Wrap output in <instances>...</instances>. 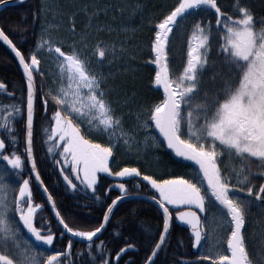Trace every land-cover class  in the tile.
<instances>
[{"label": "snow or ice", "instance_id": "obj_1", "mask_svg": "<svg viewBox=\"0 0 264 264\" xmlns=\"http://www.w3.org/2000/svg\"><path fill=\"white\" fill-rule=\"evenodd\" d=\"M10 6L12 0H0V7ZM123 11L119 0H82L68 16L67 36L57 35L59 22L45 21L25 50L0 26V42L22 75L20 87L8 93L13 103L0 109V264H75L69 259L74 241L86 243L91 264H111L104 243L95 241L118 205L130 200L153 204L159 213L161 229L146 264H156L174 223L188 231L193 256L177 264H253L244 231L252 207L264 209V15L247 0H233L227 10L218 0H175L153 24L146 62L159 97L142 103L135 88L119 92L109 84L112 71H103L128 49L99 39L100 32L117 30L99 21ZM50 12L51 5H42L33 21ZM57 16L63 19L58 7ZM185 32L181 69L174 71L172 38ZM133 58L127 57L129 64ZM37 100L48 120L42 143L64 188L105 209L96 227L70 226L41 178L34 150ZM161 149L185 171L153 168ZM104 178L115 183L98 194ZM34 183L56 231L39 215L45 207L34 200ZM113 190L119 193L114 199ZM66 237L65 249H56L54 242ZM130 250L134 245L120 248L117 264Z\"/></svg>", "mask_w": 264, "mask_h": 264}, {"label": "trees", "instance_id": "obj_2", "mask_svg": "<svg viewBox=\"0 0 264 264\" xmlns=\"http://www.w3.org/2000/svg\"><path fill=\"white\" fill-rule=\"evenodd\" d=\"M67 1L68 0H60L66 11V16L60 21L61 35L59 36L68 35V16L74 11V6L82 2V0H73L74 3L67 6ZM232 2L233 0H218V3H220L225 10L231 7ZM174 3L175 0H121V5L124 9L123 14L120 17L119 23H117V27L112 25L113 28L117 30L111 33L103 31L98 34L99 39L110 43L115 38L113 35L115 36L117 31L120 30V42L125 45L128 37L132 36V39L129 41L131 45H133L132 57H134L133 63L135 71L114 74V79H111V81L115 82L117 88H122V92L125 89L131 90L135 88L139 97L154 100L158 99L159 93L155 92L151 87V77L154 75L153 66L146 62L149 60V46L154 34L153 24L161 17V14ZM247 3L257 15H264V0H247ZM42 4L43 0H25L23 4L15 3L0 11V26L4 27L6 33L13 42L17 43L18 46H22V50L28 49L33 45L35 39L34 33L39 32L42 15L39 20L34 22L33 14L37 9L41 8ZM137 5H139V9L133 12V9L136 8ZM108 17H111V13ZM110 19L111 18L104 22H106L107 25H111L112 19ZM76 20L77 23L82 26L85 22V17L80 15L76 17ZM123 28L129 30L125 32L122 30ZM24 29H27V32H25ZM186 37L187 32L177 34L172 38L171 54L173 59L171 63L174 71H179L181 69V58L186 51ZM95 39L96 37H93V40ZM134 41H136V43H134ZM209 75L210 73L205 75V81H207ZM0 83L6 85V92L0 90V109H2L4 106L13 103L8 93L20 87L22 75L13 55L1 43ZM206 86L211 87L210 85ZM48 87L49 86L46 84L44 88L45 92L48 91ZM196 99L198 100V98ZM36 112L34 150L37 156L41 178L52 193L57 208L70 223V226L77 228H92L98 226L102 221V214L105 209L101 208L99 203L93 205L90 198H85L80 194H73L64 188L54 166L53 158L46 154V145L42 143L44 139L42 128L47 126L48 120L44 116L39 100H37ZM49 115H51V105L49 106ZM175 167L178 168V166ZM253 170L258 171L256 168H253ZM110 181L111 179L109 178L102 179L98 194L107 191ZM33 188L34 195L38 200L37 203H41L45 207V210L39 215L45 217L46 220L52 224L53 231H56L58 225L52 217L45 199L39 189L36 188L35 183L33 184ZM130 190H134L132 189V182L130 183ZM143 193L151 195L147 188L143 189ZM109 195L114 199L118 194L113 190ZM106 203H111V199H107ZM85 205H92V207H86ZM250 217L251 218L248 219V222H250L249 230L251 233H255V231L252 230V226L255 225L257 221H261L262 218V221H264V213L260 207L254 205L251 209ZM160 229L161 221L155 205L143 200H130L118 205L105 231L95 242L97 244L101 241L104 243L106 249L105 255L110 259L111 264H117L116 254L119 252L120 248L125 247L126 244L134 245V250H130L121 255L118 264H144L147 256L151 254L152 247H154L155 242L158 240ZM263 232L261 233L262 235H264ZM250 243L251 245H248V247L253 249L256 255H258V249L255 247L257 243ZM54 244L56 249L64 250L67 245V237L64 240H56ZM93 255H95V253H93ZM190 258H193V256L190 248L189 233L184 227L174 223L171 229V235L166 241L165 249L159 253L156 264H177V261L180 259ZM69 259L74 261L75 264H81L82 261L84 264H91V256L87 252L86 243L74 241L72 255ZM96 264H99L98 260ZM261 264H264V262H261Z\"/></svg>", "mask_w": 264, "mask_h": 264}, {"label": "rangeland", "instance_id": "obj_3", "mask_svg": "<svg viewBox=\"0 0 264 264\" xmlns=\"http://www.w3.org/2000/svg\"><path fill=\"white\" fill-rule=\"evenodd\" d=\"M72 1L73 0H68L67 3H66L67 6L68 5L70 6L72 3H74V1L73 2ZM119 2L121 3V0H119ZM45 4L46 5H51L52 8H53V12H50L48 15H43L42 14L40 26L43 25V24H45V21H49V22H51L53 24L59 22V24H60V21L61 20L59 19L58 16L54 19L55 9L57 7L63 13V18H64V16H66V11L64 9V6L61 4L60 0H43V4L42 5H45ZM120 17H121V15H119V14L116 15L115 17H113L112 14H111V17H108V16L104 17V16H102L100 18L99 23H100L101 27H103L104 25L107 24L104 21L105 20H108L109 18H111L112 19V21H111L112 24L111 25H115L117 27V23H119ZM39 29H40V27H39ZM114 32H115V30H114ZM119 33H120V30L117 31V34L118 35L117 34L115 36L113 35V37H115V38L112 41V42H115L118 47L122 44L120 42L121 41L120 40L121 37H119V35H120ZM57 35H61V31L60 30L57 33ZM131 39H132V36L131 37H128L127 42H126V45L123 44V46L128 49V53H127L125 59L122 60V59L117 58L115 60V62L113 63L111 69H109L108 67H104L103 68V71L105 73H107L110 70L112 71L113 74H118V73H122V72L130 73L132 71H135L133 59L131 60L130 64H129V61L127 59L128 56H131L132 57V55H133V52H132L133 45H131V42L129 41ZM134 43H136V41H134ZM121 61H123V62H121ZM125 65H128V66L125 67ZM109 84H111L113 87H115L119 92H122V88L119 87L120 88V90H119V88H117L115 86V82L109 80ZM117 98H118L117 95L116 94H113V99H117ZM139 99H140V102H142V103H144V102L151 103V102L155 101L154 99H149V98L145 99L143 97H139ZM126 111H127V109H126ZM93 139H94V142L105 143V141L103 139H100V138H93ZM157 157H158V159L157 158H154L153 159L152 167L155 168L158 172H160V173H164V172H169V173L175 172L177 174H181V173H183L185 171V168L183 166L178 165L174 161H172V159L162 149L157 154ZM117 164H119V166H121V167L122 166H125V163L122 162L119 157L117 158ZM175 166H178V168L175 167ZM236 166L237 167L239 166L238 162H236ZM113 167H114V170H115V165ZM144 194H146V193H144ZM34 200H35V202L38 201L37 200V197L35 195H34ZM256 207H258V206H256ZM262 212L264 213V209H262ZM249 218H251L250 217V214L246 218V221L247 222H246V228H245V231H244V234H245V237H246V244L248 246V245H251L250 242L257 243V245H255V247L258 249L257 250L258 251V255H256L255 251L253 249H251V248H249V251H250V254H252L253 264H261V262H264V250H262V248H261L262 242H264V235L261 234L263 232V230H264V221H262V219H263L262 218L261 221L260 220L257 221L255 223V225L252 226V230L255 231V233H256L255 234V233H251L250 230H249V228H250V225H249L250 222H248L249 221L248 220ZM203 227L206 230H209L210 231L212 226L210 225V223H208L206 221L203 224ZM225 246H226V239H225ZM253 247H254V245H253Z\"/></svg>", "mask_w": 264, "mask_h": 264}, {"label": "water", "instance_id": "obj_4", "mask_svg": "<svg viewBox=\"0 0 264 264\" xmlns=\"http://www.w3.org/2000/svg\"><path fill=\"white\" fill-rule=\"evenodd\" d=\"M25 1V0H24ZM15 3H19L18 2V0H12V4H15ZM3 9V7H0V11ZM2 45H4L3 44V42H0ZM6 48H7V46L6 45H4ZM8 49V48H7ZM8 51L10 52V50L8 49ZM11 53V52H10ZM40 191V190H39ZM41 193V192H40ZM42 194V193H41ZM145 195H148V194H145ZM42 196H43V198L45 199V197H44V195L42 194ZM46 201V200H45ZM49 208V207H48ZM49 210H50V213H51V215H52V217L54 218V215H53V213H52V211H51V209L49 208ZM54 220H55V218H54ZM180 226V225H179ZM107 227V226H106ZM182 227V226H181ZM106 229V228H105ZM105 230H103L102 231V233L104 232ZM102 233L101 234H99V236L100 235H102ZM144 264H146V262L144 263Z\"/></svg>", "mask_w": 264, "mask_h": 264}, {"label": "flooded vegetation", "instance_id": "obj_5", "mask_svg": "<svg viewBox=\"0 0 264 264\" xmlns=\"http://www.w3.org/2000/svg\"><path fill=\"white\" fill-rule=\"evenodd\" d=\"M2 91H3V92H6L5 90H2ZM109 179H111V178H109ZM112 183H115V181H113V180L111 179L110 184H112ZM130 183H131V182H129V184H128L129 188H130ZM116 193L119 194L117 191H116Z\"/></svg>", "mask_w": 264, "mask_h": 264}]
</instances>
